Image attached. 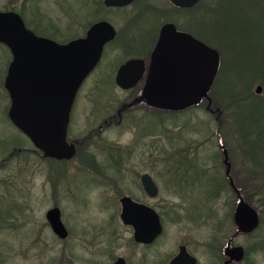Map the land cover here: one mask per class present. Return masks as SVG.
I'll return each mask as SVG.
<instances>
[{
  "label": "rangeland",
  "instance_id": "rangeland-1",
  "mask_svg": "<svg viewBox=\"0 0 264 264\" xmlns=\"http://www.w3.org/2000/svg\"><path fill=\"white\" fill-rule=\"evenodd\" d=\"M206 2L212 7L211 11L219 5L215 0L211 2L207 0ZM90 4L92 6V3L87 0H25L23 2L0 0V11H15L24 17L25 25L38 32V34L52 38L56 37L57 40L67 42L73 38L82 36L85 32L83 26L86 27L88 26L87 23L93 21L89 17L88 7ZM231 5L227 6L226 11L223 10L222 13L220 11L218 13L213 12L211 17L206 12V21L204 17L197 16L192 17L187 22L189 23L188 27L194 30V32H200L199 35H202L204 32L207 34H203L202 36L210 46L224 49L226 55L225 64L228 66L230 63H233V69L236 72L238 71L236 66L238 61L245 59L247 55L245 56L243 50L240 49L237 56L236 49H231L230 51V45H233L234 48H237V45H239V47L251 50L253 46L252 42H254L251 34L256 33L255 31H257L259 26L251 23H247V25L242 24L245 33L244 42L243 39H237V42L232 40V36L229 33L228 35H223V40L218 39L217 34H214V32L216 26L220 24V19L225 21V16L228 12V15L239 13L240 7ZM256 7L253 6V8ZM260 9L258 12L262 11ZM134 10L132 8L125 10L124 19L127 20ZM220 14H223L221 18ZM106 16L111 19L113 15L107 13ZM112 19L116 24L115 27L123 28V25H120L118 22L120 16L116 15ZM175 21L183 24L181 19H175ZM131 24L135 25L132 34V37H135V44L137 43L136 39H138V41H142L145 45H149L152 32L157 26L156 23L154 22L155 28L151 21L134 20ZM128 25L130 26V24ZM238 25L239 22L237 25L235 23V26ZM242 25H240L241 28ZM263 40L258 45H264ZM254 45L256 44L254 43ZM235 59L238 61L236 62ZM115 62L111 60V57L106 56L83 82L71 111V120L67 130L71 139L76 136H86L88 130L95 126V123H93L95 120L94 111L99 109L102 111V108L109 110L111 107L115 109L119 106L123 95L118 91L112 92L109 95L113 89L109 77H111L116 68ZM223 78L224 76L221 80L220 78L218 79L220 84ZM227 80H233V78H228ZM261 81H263V77L253 80L252 84H250L251 81L248 83L249 86L251 85L249 92H253L255 86L258 84L263 86L260 94H254L263 102L264 84H261ZM235 82L241 85V81H238L237 78H235ZM234 86L238 88V84ZM104 90L108 91L104 92ZM220 95L218 101L220 105L222 104L226 107L225 111L230 112L231 108L236 107L232 100L224 98L222 93ZM210 99L213 104L212 106L217 107V104L215 105V98L210 96ZM8 108L9 101L4 88L3 68L0 65V264H56L55 260L60 257L63 249L69 250L68 254L73 251L79 257L87 260L98 257L106 258L107 254L97 252L98 250L105 249L114 255L127 257L132 264H137V262L139 264H156V261L163 260L165 255L172 251L173 243L175 244L178 241L177 238H180L183 234L188 235L190 248L193 254L200 258L201 264H209L204 249L206 240L212 234L211 223L208 220L207 225L204 226L189 224L186 220L181 222L172 221L177 217L181 219L186 218V213L190 212L187 210L189 203L185 199L184 193L186 192L175 190L176 188L171 187L172 183L169 182L168 178L163 177L162 172L166 171V168L162 167L163 165L160 163L161 157H157V152L158 154H164V152L168 154L170 150V155L176 157L172 151L178 150L177 153L180 155L184 150L183 148L187 144H190L191 151L197 157L206 161V166L214 164V156L219 154L215 142V139H217L216 122L213 116L204 110V104L193 111L178 113V115L158 111L157 117L153 119L157 122V129L155 126L154 143L156 147L152 157L153 159H157L159 163L155 174L159 181L160 189L159 211L162 214L161 218L165 223L166 231L159 240V245L150 249L133 246L132 243L134 242L131 240V230L120 227L117 217L118 212L114 206L113 198L123 192L121 190L123 186L120 182L112 181L116 176V172L113 171L111 173V171L117 165L115 164L116 166H113V168L109 167L107 158L109 147L111 149H121L123 153L126 152V155L129 154V165L136 167V163L144 156L145 160L140 163L143 168L147 167L150 169L149 164L146 162V159L149 160L150 158V148L146 145H134V141L139 136V133L142 136H146L149 132L145 129L146 120L142 122L140 127L137 125L138 119H135L132 122H125L122 128H111L103 137L104 143H98L97 140H94L84 149L87 152V157H81L83 152L80 151V156L78 155L74 160L61 163L42 158L41 153L9 122L7 116ZM142 126L144 129L140 130ZM229 127L232 128V126ZM224 136L226 140L235 137L244 138L240 132L236 135L225 131ZM231 144L232 149H234L232 153L237 156L236 160L240 168L241 159L239 155L246 154L244 150L246 146L240 143L238 146H234L233 143ZM10 146H13V148ZM231 147L229 146V148ZM8 148L9 150H7ZM12 152L13 155L9 156ZM192 152L190 153L192 154ZM170 158H166L164 160L165 163H169ZM82 159L83 161H81ZM116 160L118 163L121 161L118 158ZM92 162L97 166L99 165L98 169H105L106 173L107 171L109 172V174L107 173L106 186L110 187V196L104 195L99 197L101 195L99 193L100 189L96 188L99 180L95 179L87 171L83 172L85 171L83 169L89 170V165ZM131 166L128 168L134 169ZM255 176L240 177L239 181H244L246 184L243 183L244 186H247L253 194L254 199H251V195L248 194L249 192L247 193V198L249 199L247 201L257 210L261 211L260 228L258 232L256 231V234H261L264 232V177ZM190 190V200L194 201L193 203L197 206L196 215L198 214L202 218L204 214L203 204H206L207 200L203 201L201 197L208 194L204 190H199L198 186L190 187ZM230 199V193L222 195L221 198L218 197L214 205V214L219 219L223 217L224 221V226L219 233L222 246L225 245L235 232V226L231 220L232 213L229 211ZM56 201L57 206L61 210L63 223L68 228H71V231L68 229L69 237L66 241L56 239L45 225V213L49 208L54 206ZM10 207L14 208L11 215L7 217L5 211ZM233 208L234 206L231 212H233ZM228 213L229 221H227ZM229 222L231 226L228 225ZM215 223L222 224L223 222L219 223L216 221ZM121 228L123 229L122 231ZM78 229L89 231V233L85 234V237L88 240L96 238L95 245L91 246L86 242L85 246H81V242L77 241L74 237ZM178 231L181 233H178ZM250 240L249 236L240 234L234 237L233 244L250 249L248 260L252 264H264V251H254L252 253ZM66 257L69 258L68 256ZM66 257L64 258L66 259ZM102 261L95 260L93 264H104Z\"/></svg>",
  "mask_w": 264,
  "mask_h": 264
},
{
  "label": "flooded vegetation",
  "instance_id": "flooded-vegetation-1",
  "mask_svg": "<svg viewBox=\"0 0 264 264\" xmlns=\"http://www.w3.org/2000/svg\"><path fill=\"white\" fill-rule=\"evenodd\" d=\"M12 1H25V0H12ZM92 3V6L90 4L89 8V14L90 18L93 21H90L88 26H83L85 29V32L82 36L73 38L67 42H63L60 40H57L56 37H48L44 36L43 34H38L35 30H32L28 28L27 25H25L24 17L22 15L21 17L25 27L32 31L36 36L38 37H43L47 38L50 40H53L57 42L60 45H65L68 42L76 39H81L85 38L87 33L96 25L101 24V23H108L112 26L114 29V37L111 41L105 43L102 48V52L99 58L98 63L94 67V69L90 72V74L97 68L99 63H101L102 59L105 58L106 56L111 57L112 61H116V68L114 69L113 73L111 74V77L109 79L112 82V87L113 89L110 91L109 95L112 92L118 91L123 95L122 100L120 101L119 106L117 108H112L109 110H103L100 111H94V118L95 120L93 123H95L94 127H91L90 130H88L86 136L84 137H75L73 139L70 138L69 134L67 133L66 139L69 144H73L75 148V155L73 156V160L78 157V155L83 152V155L81 157H87L86 151L84 150L91 141L97 140L98 143H104V135L105 133L110 130L111 128L117 129V128H122L124 127L125 122L128 121H133L135 119L137 120V125L140 127L142 125V122L146 120V130L149 131L146 136H142L141 133H139V136L135 139L134 145H146L148 148H150V154H149V160L146 159V162L149 164V168L147 167L143 168L141 163L145 160L144 156L141 157L140 161L136 163L135 166H131L128 164L129 160V154L126 155V152L123 153L121 149H111L110 147L108 148L107 152V158H108V163L109 167L116 166L114 167V170L111 171V173L114 171L116 172V176L112 179L113 182H120L122 184L123 188L121 190L123 191L121 194L113 198L114 201V206L117 209V217L120 223V227H125L127 229L131 230L132 234V239L134 243H132L133 246L136 247H141L142 249H150V248H155L159 244V240L163 237V234L166 231L165 228V223L163 219L161 218V213L159 211V195H160V189H159V181L157 180L156 172L157 168L159 166L158 160L153 159V153L155 150V131L154 129H157V122H155L153 119L157 117V112L162 111V112H167L166 114H177L178 113H185V112H190L192 109L199 108L202 104H204V110L209 114L213 116V119L216 122V135L217 139H215L217 149L219 150V154L215 155L214 158V164H211V166H206V161L202 160L200 157H197L195 153L191 151L190 144H187L183 149L182 153L178 155L177 151H172L175 154H173L176 157H172L170 155V151L168 154H158L157 150V157L160 158V163L163 165L162 167L166 168V171H163V177L168 178L169 182H171V187H173L175 190H178L180 192H186L185 194V199L187 203H189V207H187L190 212L186 213V218L181 219L180 217L174 218L172 221L176 222H181L183 220L188 221V223L192 224H198V225H207V221L209 220L212 226L211 229V235L208 237V239L205 242V249L204 252L206 256L208 257L209 264H225L226 261L229 260V257L226 255V250L227 249H233L240 247L243 250V256L242 259L239 262L232 261L230 264H252L249 258L250 254V249L244 248L238 245L233 244L234 237L237 235H246L250 237V242L252 247V253L257 252H262L264 251V232L261 234H256V231L258 232L260 228V220H261V211L257 210L249 201L247 198V193L251 195V199L253 198V194L249 191V188L247 186H244L245 182L244 181H239L240 177H264V155L259 156V155H254L251 153L253 151V140L249 138H231L230 140H226L224 136V132L228 131L229 134H236L238 135V126L237 122L238 119H245L248 120L250 117V114L246 111L245 109L239 110V107L235 105L236 107L231 108L230 112L225 111L226 107H224L222 104L220 105L218 98H220V94L223 93V90L220 87L217 86V89L214 91L213 87L217 79L221 78L224 76L223 79H228V78H238L237 80L240 81L241 78H243L244 75H247L245 72L246 70L244 67L240 71L239 74L238 72H235L233 69V63L229 64L228 66L225 64V58L226 55L224 53V49L218 47V48H213L210 46L205 39L203 38V34L207 35L204 32L203 29V34L199 35L200 32H194L191 28L188 27V22L191 20L192 17H204L206 21V12L211 11V6L206 2L207 0H198L196 4H194L191 7H179L177 5H174L170 0H131L128 4L125 5H113L111 4L112 0H87ZM110 1V2H109ZM119 1V0H118ZM210 2L213 0H209ZM219 5L217 8H213V11L218 13L219 11L222 13L223 10L226 11V7L232 4L231 6H236L240 7L241 10H239V13H231L230 15L229 12L226 14L225 21L220 19V24L216 26L214 34H217V38L223 40V35H231L232 40L237 42V39H243L245 38V33L243 29V25H247V23H254V15L252 13L251 9L254 6V2H264V0H215ZM244 2L241 4V2ZM232 2V3H230ZM247 2V3H246ZM135 9L132 13V15L125 20V10L127 9ZM243 8V9H242ZM10 9V8H9ZM251 9V10H249ZM246 11L248 14L247 16L244 15L243 11ZM0 12H14L12 10H3ZM241 12V13H240ZM245 12V13H246ZM107 13H111L113 16H120V20L118 21L120 25H123V28H117L115 27V23L113 22V19L107 17ZM218 15V14H217ZM223 14H220V18ZM175 18H174V17ZM97 17H99L97 20ZM262 18L264 20V14L262 15ZM162 19V20H161ZM175 19H181L183 24L177 23ZM151 21L154 27V22L156 23V28L152 32V38L150 40L149 45H145L142 41H138L136 39V44L134 41V38L132 37L133 30L135 28L134 24H131L133 21ZM217 20V19H216ZM239 22L238 26H235V23ZM118 24V25H119ZM130 24V26L128 25ZM167 24H172L175 26L177 31L184 32L186 34H189L193 36L195 39L199 40L200 42L210 46L211 48L215 49L216 52L218 53L219 56V63H218V69L217 73L214 79V82L211 86L210 89V96L215 98L216 103L215 105L217 107L212 106V101H210V105L208 106V101L205 100L202 102L200 105L193 107V108H188L183 111L179 112H170V111H163V110H158L155 107H152L146 102L145 99L142 98L143 96V90L145 88L146 82H147V77H148V72H149V66L152 60V54L155 46L157 45L158 39H159V34L163 26ZM133 25V26H131ZM242 25V28L240 27ZM210 34V33H209ZM230 51L231 49L234 50L236 49V53L238 55L239 49L243 50L245 49L244 47H239L237 45V48H234L233 45H230ZM239 47V48H238ZM248 54V53H246ZM131 60H136L141 62L138 66L143 67L142 73L137 76L139 73L141 67H138L132 72L129 73L127 76V83L124 87L119 86L116 83V76L118 73L119 68L124 65L125 63L131 61ZM237 62V59H235ZM14 62V56L11 51V49L8 47V45L0 42V65L3 68V75H4V88L7 92L8 96V101H9V108L11 104V100L9 97L8 90L5 86V82L8 78L10 68L12 63ZM118 62V63H117ZM233 69V70H232ZM232 70V71H231ZM225 71V72H224ZM89 74V75H90ZM88 75V76H89ZM87 76V77H88ZM136 76L138 77L137 82L133 85L130 86V84L136 79ZM241 77V78H240ZM222 79V81H223ZM86 80V79H85ZM84 80V81H85ZM83 81V82H84ZM221 81V82H222ZM243 81V80H241ZM82 82V84H83ZM264 84V76H263V81ZM81 84V86H82ZM79 87L77 94L75 96L73 105L75 101L77 100L78 92L81 88ZM260 86L261 89L263 90L262 85H256L253 94H260L256 93V87ZM219 88V89H218ZM239 92H244L242 90V87H238ZM108 90H104L106 92ZM102 93V91H100ZM245 93V92H244ZM264 102V100H263ZM219 104V105H218ZM73 105L72 109L73 110ZM214 107V108H213ZM9 108L7 110V116L9 112ZM165 114V113H163ZM140 115V116H139ZM9 119V117H8ZM71 120V112H70V118H69V123ZM97 120V121H96ZM236 120V122H235ZM9 122L11 123L10 119ZM69 123L67 130L69 128ZM12 124V123H11ZM234 124V127H233ZM13 125V124H12ZM156 126V127H155ZM229 126H232L230 128ZM149 127H151L149 129ZM155 127V128H154ZM143 126L141 127L140 130H143ZM153 129V130H152ZM227 129V130H226ZM142 132V131H141ZM227 135V134H226ZM150 138V139H148ZM28 140V139H27ZM29 141V140H28ZM30 142V141H29ZM234 144V146H238L239 143L246 146L244 147L246 154L239 155L241 159V164L240 168L239 165L237 164V156L233 155L232 149L233 147L231 143ZM31 143V142H30ZM157 144V143H156ZM229 146L231 148H229ZM13 148V146H10ZM9 147V148H10ZM9 148L7 150H9ZM111 149V150H110ZM190 149V150H189ZM121 150V151H120ZM81 151V152H80ZM236 151V150H235ZM192 152V154L190 153ZM147 154V153H146ZM13 152L9 155L12 156ZM80 156V155H79ZM171 157V158H170ZM43 158V157H42ZM113 158V159H112ZM116 158H118L120 163L117 162ZM170 158L169 163H165V159ZM173 158V159H172ZM47 159V158H44ZM70 159V160H72ZM53 160V159H52ZM70 160H54L57 162L61 163H67ZM83 161V159L81 160ZM117 162V163H116ZM141 162V163H140ZM81 163V162H80ZM107 163V164H108ZM127 163V164H126ZM105 164V163H104ZM116 164V165H115ZM106 165V164H105ZM103 166V165H102ZM133 167L128 168V167ZM99 165L97 166L96 164H93V162L89 165V170L83 169L86 172L95 177V179H98V185L96 188L100 189L99 197L101 196H110L109 188L108 185L106 186L107 182V176L109 172H105V169L100 170L98 169ZM119 167V169H118ZM116 168V169H115ZM92 173V174H91ZM111 179V177H110ZM145 181V182H144ZM204 183V185H203ZM244 183V184H243ZM208 184V187H207ZM203 185V186H202ZM246 185V184H245ZM199 187V190H204L208 195L201 197L203 201H206V204L204 203V214L202 218L196 215V210L197 206L194 201L190 200L189 191L190 187ZM116 188V187H115ZM247 192H246V190ZM230 193V213H232V222L235 226V232L231 237L228 239V241L225 243V245L222 246L221 240L219 238V233L221 232L223 226H224V221L223 217L219 219L216 214H214V205L216 204V201L218 200V197H222V195H225ZM221 195V196H220ZM128 198L131 203L136 204L140 207L146 208L149 210L150 215L153 220H155V215L157 216L158 222L160 224V232L151 238V240L147 243H142V242H136L133 237L134 229L132 225H125L120 219V215L123 210V205L121 203V199ZM233 198V199H232ZM242 199L245 201L247 204H249L257 213L258 215V225L257 227L252 230L249 233H244L239 231L238 226L234 222V214L236 212L237 206L239 204V199ZM103 200V199H102ZM257 203V202H256ZM202 205V206H203ZM228 205V204H227ZM196 206V207H195ZM233 212L232 211V207ZM119 207V209H118ZM57 208L60 211V220L68 232V235L65 239H60L58 236H56L52 228L50 227L48 221L46 220V214L49 210ZM209 208V209H208ZM208 209V211H207ZM228 220L229 221V213L227 214ZM45 221H46V226L50 229L52 235L60 240V241H66L69 237V230L71 228H68L62 221L61 217V210L57 206V201L52 206L49 208L46 213H45ZM218 221L219 223L222 221L223 223L218 224L215 223ZM229 226L230 222L228 223ZM69 229V230H68ZM93 230V228H92ZM91 230V231H92ZM123 229L121 228V231ZM71 231V230H70ZM264 231V230H263ZM89 233V231L84 230H77V233L75 234V238L77 241L81 242V246H85V243L94 246L96 238L88 240L85 237V234ZM178 233H181L178 231ZM105 234V233H102ZM100 234V236H102ZM107 235V234H105ZM188 235L186 236L183 234L180 238H177L178 241L174 244L173 243V249L171 252L165 255L164 259L161 261H156L159 264H171L172 261L176 258V256L180 252V248H184V250L187 252L189 255L190 260L189 261H194L195 264H201L200 258L197 257L195 254H193L191 248H190V243H189V237ZM188 239V240H187ZM84 243V244H83ZM108 249V248H107ZM69 250L63 249L61 251V255L58 259L55 260L56 264H93L95 263V260H103L102 262L104 264H115L118 260L122 259L124 261V264H132L130 261L127 259V257L122 256V255H114L112 252H109L108 250H98L97 252L107 254V257H98V258H91V260H87L85 258L79 257V255H76L73 251L68 254ZM106 252V253H105ZM96 253V252H95ZM68 256L69 258H67ZM66 257V259L64 258ZM61 258V260H60ZM106 259V260H104ZM155 262V263H156ZM156 263V264H157ZM139 264V262H137Z\"/></svg>",
  "mask_w": 264,
  "mask_h": 264
},
{
  "label": "water",
  "instance_id": "water-1",
  "mask_svg": "<svg viewBox=\"0 0 264 264\" xmlns=\"http://www.w3.org/2000/svg\"><path fill=\"white\" fill-rule=\"evenodd\" d=\"M179 7H191L198 0H170ZM110 2V1H109ZM131 0H112L113 5H125ZM114 37L108 23L94 26L85 38L65 45L36 36L28 30L21 17L14 12H0V42L11 49L14 62L5 86L11 100L8 117L11 123L31 142L43 158L70 160L75 155L73 144L67 142V127L72 105L82 82L99 61L103 45ZM131 60L122 65L116 83L125 88L127 76L141 67ZM219 63L215 49L167 24L162 27L152 54L147 82L142 98L158 110L179 112L196 107L205 100L210 105V89ZM141 67L137 76L142 73ZM130 84L133 86L138 77ZM256 87V93L261 92ZM145 182V181H144ZM120 219L132 225L136 242L147 243L160 232L157 216L149 210L121 199ZM53 233L65 239L68 232L60 220V211L51 209L46 214ZM239 231L249 233L258 225L256 211L241 198L234 214ZM229 260L239 262L240 247L227 249ZM180 248L171 264H195ZM115 264H124L122 259Z\"/></svg>",
  "mask_w": 264,
  "mask_h": 264
},
{
  "label": "trees",
  "instance_id": "trees-1",
  "mask_svg": "<svg viewBox=\"0 0 264 264\" xmlns=\"http://www.w3.org/2000/svg\"><path fill=\"white\" fill-rule=\"evenodd\" d=\"M243 3L244 2L242 1L241 4ZM254 7L256 8H253V7L251 8L253 9L252 13L254 15V18H253L254 23L252 24L257 25L259 27L257 31H255L256 33L251 34L254 40V42H252L253 46L251 50L243 49L245 56L246 55L247 56L243 60H239V61L237 60L238 63L236 65L237 70H242V68L244 67V69L246 70L245 73L247 75H244L243 78L240 77L241 78L240 81L243 80L241 81V85H239L238 82H235V78H233V80L226 79L222 81L221 82L222 86L221 85L220 86L223 90L222 95L224 96V98L232 100L234 104L237 105V107H239L240 111L243 108L245 109L244 111L250 114L249 116L250 118L248 120H245V119L242 120L241 118L238 119V123H237L239 127L238 132L241 133V136L253 140V151L251 153H253L254 155L263 156L264 155V102H262V100L257 98L254 94H252L251 91L249 92L251 85L249 86L248 82L251 81L250 84H252L253 80L264 76L262 75L264 74V45H258L260 42H262L263 36H264V20L262 18V15L264 14V2L255 1ZM259 9L262 11L258 12ZM213 12L214 11H208L207 14L211 17ZM243 12H244V15L247 16L248 13L245 10ZM253 36H256V37H253ZM254 43L256 45H254ZM236 72H238L237 74H239L240 71H236ZM219 84L220 82L217 79L213 87L214 91L217 89V86ZM235 84H238V87L240 88L242 87V90H244L245 93L243 91L239 92V89L234 86ZM191 111H193V109ZM48 160H52V159H48ZM13 208L14 207H10L6 209L5 214H7V217L11 215Z\"/></svg>",
  "mask_w": 264,
  "mask_h": 264
}]
</instances>
